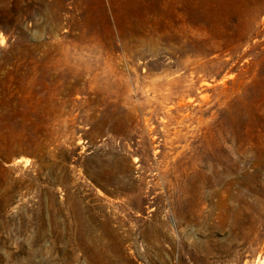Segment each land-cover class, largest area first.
<instances>
[{
	"label": "rangeland",
	"instance_id": "374dc122",
	"mask_svg": "<svg viewBox=\"0 0 264 264\" xmlns=\"http://www.w3.org/2000/svg\"><path fill=\"white\" fill-rule=\"evenodd\" d=\"M0 264H264V0H0Z\"/></svg>",
	"mask_w": 264,
	"mask_h": 264
}]
</instances>
